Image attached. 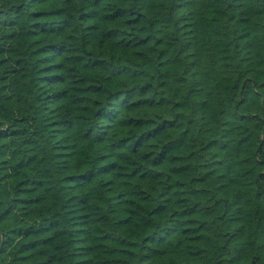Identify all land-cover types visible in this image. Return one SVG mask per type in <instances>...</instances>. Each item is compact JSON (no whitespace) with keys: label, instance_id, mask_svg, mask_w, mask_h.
<instances>
[{"label":"trees","instance_id":"1","mask_svg":"<svg viewBox=\"0 0 264 264\" xmlns=\"http://www.w3.org/2000/svg\"><path fill=\"white\" fill-rule=\"evenodd\" d=\"M0 264H264V0H0Z\"/></svg>","mask_w":264,"mask_h":264}]
</instances>
